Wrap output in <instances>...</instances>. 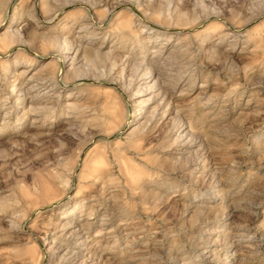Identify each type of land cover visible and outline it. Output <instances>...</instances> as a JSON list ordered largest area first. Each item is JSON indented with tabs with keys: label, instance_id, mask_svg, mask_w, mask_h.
<instances>
[{
	"label": "rangeland",
	"instance_id": "374dc122",
	"mask_svg": "<svg viewBox=\"0 0 264 264\" xmlns=\"http://www.w3.org/2000/svg\"><path fill=\"white\" fill-rule=\"evenodd\" d=\"M0 264H264V0H0Z\"/></svg>",
	"mask_w": 264,
	"mask_h": 264
},
{
	"label": "bare ground",
	"instance_id": "6f19581e",
	"mask_svg": "<svg viewBox=\"0 0 264 264\" xmlns=\"http://www.w3.org/2000/svg\"><path fill=\"white\" fill-rule=\"evenodd\" d=\"M54 16H52V17H49V18H46V19H44L43 20V22H47V20H50V19H52ZM56 55V54H55ZM54 56V55H53ZM62 58V57H61ZM62 63H64V61H63V59L60 61V64H62ZM68 254V253H67ZM65 257V256H64Z\"/></svg>",
	"mask_w": 264,
	"mask_h": 264
}]
</instances>
